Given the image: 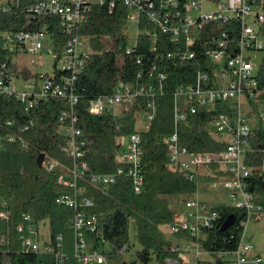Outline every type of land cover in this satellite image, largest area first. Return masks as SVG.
<instances>
[{
    "label": "trees",
    "instance_id": "trees-1",
    "mask_svg": "<svg viewBox=\"0 0 264 264\" xmlns=\"http://www.w3.org/2000/svg\"><path fill=\"white\" fill-rule=\"evenodd\" d=\"M39 1L42 0H0V7L2 4L6 6L5 11L0 8V30L33 31L47 23L53 39V51L57 54L56 62L66 37L56 27V18L39 20L30 16L28 9ZM257 5L264 13V0H257ZM126 17L127 10L119 1L112 12L105 6L93 3L86 20L79 26L77 33L89 38L90 53L75 83L78 103L74 106L73 114L77 118L75 128L82 132V137L88 142L82 148L89 173L116 172L119 167L120 138L140 134L144 188L140 194H135L131 180L125 175L119 176L114 184L104 190L91 186L85 179L78 180L77 185L85 186L86 196L93 200L94 206L87 212L96 216V234H102L113 252L128 247V227L133 221L140 247L137 257L142 263L147 264L154 257L157 264H166V260L183 264L180 253L172 250L170 242L159 229L162 225H172L178 219L167 197L192 195L197 192L198 182H214L230 176L219 166L209 165L206 169L201 168L206 170L204 174H199L195 181L190 182L181 171L169 168L166 137L175 129L174 93L179 87L192 85L198 72L214 69L205 54L209 46H214L206 43V31L214 35L227 31V39L233 47L237 42L239 25L236 22L223 26L206 25L195 57L179 61L161 58L162 54L177 51L174 41L168 35L157 34L153 42L144 33L146 30L153 31V26H147L144 20L139 23L141 34L135 52L125 55L128 46L124 32ZM153 43L156 51L151 50ZM138 57L141 63H137ZM5 58L6 52L0 45V60ZM152 64L156 66L154 75L161 71L166 73L161 88L147 76L141 80L145 86L153 84L152 96L147 93L137 97L129 110L121 114L91 115L88 112L91 99L111 93L117 82L135 85L137 73ZM15 71L25 79L32 76L26 70ZM257 79L259 85L264 87V62L259 67ZM149 100L154 103V118L147 129L139 131L137 116L146 111ZM68 110L69 105L63 99L50 98L34 109L25 110L14 96L0 95V201L6 203L9 212L8 222L0 226V264L5 261L9 264H54L50 256L25 254L19 250L16 227L21 223L23 213L32 214L37 224L47 226L51 239L61 234L63 253L68 257L65 264H77L71 258L74 235L67 227L73 211L54 203L55 196L63 189L57 184V178L64 172L63 167H71L73 163L70 138L63 132L70 122L68 119L59 121L61 112ZM221 113H231L226 103H217L210 111L198 109L196 114L188 112L186 119L176 124L179 144L191 152L224 150L225 145L217 142L208 132L210 122ZM7 122L12 125L8 126ZM7 137H12L13 141L8 142ZM23 143L27 145L26 149L22 148ZM263 146V129H254L244 157L246 166L252 172L261 162ZM50 161L56 163L52 169L45 165ZM250 182L247 191L252 196L253 204L260 206L253 218L264 219V183L255 176L251 177ZM215 209L219 217L214 227L204 231V238L199 241L202 251L211 259H198L195 264H230L229 257L224 253L233 251L243 234L240 223L247 220L245 210L229 205ZM232 214L235 216L234 224L226 231H220L223 221ZM96 234L92 237H97Z\"/></svg>",
    "mask_w": 264,
    "mask_h": 264
},
{
    "label": "built area",
    "instance_id": "built-area-1",
    "mask_svg": "<svg viewBox=\"0 0 264 264\" xmlns=\"http://www.w3.org/2000/svg\"><path fill=\"white\" fill-rule=\"evenodd\" d=\"M118 1L127 10L124 32L128 38V46L125 55H132L136 50L138 36L141 34V20H144L147 26H153V31L144 32L153 42L157 34L168 35L174 41L177 51L162 54L161 58L179 61L195 57L206 25L223 26L231 22L239 25L237 42L233 47L227 39V31L218 35L206 31V43L214 46H209L205 54L214 69L198 72L192 85L179 87L174 93L175 129L166 137V147L169 168L181 171L190 182L196 180L201 168L209 165H217L229 174V178L220 180L221 186L228 192L231 201L229 206L245 210L247 220L240 223L243 234L237 247L224 254L229 257L230 264H263L261 255L245 240V223L260 210V206L253 204L252 196L247 191L250 179L255 176L264 183V146L261 148V162L255 172L244 162L252 131L263 129L264 140V87L259 85L257 79L260 66L252 62L253 55L264 52V13L257 5V0H42L30 7L28 13L39 20L56 18V27L66 37L62 53L56 62L57 54L53 51V39L49 31L50 25L47 23L33 31L0 30V45L6 52V58L0 60V95L14 96L25 110L34 109L50 98L63 99L69 105L68 111L61 112L59 121L68 119L70 122L65 134L70 138L73 163L71 167H63L64 172L57 178V184L64 190L61 189L57 193L54 203L73 211L67 222V227L74 235L71 258L77 264H106V258L100 248L108 244L102 234H96L97 218L87 212L94 206V202L86 196L85 186L77 185L78 180L85 179L91 186L104 190L114 184L119 176L125 175L131 180L135 194H140L144 188L140 134L126 136L127 142L120 145L119 167L116 172L89 173L88 164L84 160L85 150L82 148L88 142L82 137V132L75 128L77 118L73 114L74 106L78 103L75 83L90 53L89 38L79 35L77 30L86 20L93 3L105 6L112 12ZM0 8L5 11V4ZM132 26L135 27L136 34L131 40L127 28ZM45 43L50 47L54 71L35 73L26 79L19 76L15 71L17 63L13 62V58L23 54L40 56ZM151 50L156 51L154 43ZM137 63H141L140 57ZM155 67L152 64L140 70L136 75L135 85L117 82L111 93L91 99L88 112L91 115H116L117 107L130 106L137 97L147 93L152 96L153 84L148 83L145 86L141 80L147 76L161 88L166 73L161 71L154 75ZM217 103H226L231 113L215 116L208 126V132L217 142L224 144L225 149L219 152H191L181 146L176 124L184 121L188 112L196 114L198 109L210 111ZM154 113V103L149 100L146 111L140 116L145 129L151 125ZM6 124L12 125L11 122ZM6 140L12 142L13 138L7 137ZM22 148L26 149L27 145L23 143ZM45 165L52 169L56 163L50 161ZM183 206L185 210L181 218L169 227L173 234L182 236L184 241L187 240L186 248H197L200 246L199 241L204 238V231L214 227L219 214L215 207L195 198L185 199ZM8 220L7 205L0 201V226ZM41 227L43 226L36 223L32 214L21 215V223L16 227L19 250L25 254L50 256L54 259V264H65L68 257L63 253V236L59 234L51 239L49 233V239L41 241ZM93 234L97 237H92ZM172 250L179 252L177 249ZM115 251L117 254H124L128 247ZM195 255L196 261L200 251L195 250ZM170 261L172 260H166V264H171Z\"/></svg>",
    "mask_w": 264,
    "mask_h": 264
},
{
    "label": "rangeland",
    "instance_id": "rangeland-1",
    "mask_svg": "<svg viewBox=\"0 0 264 264\" xmlns=\"http://www.w3.org/2000/svg\"><path fill=\"white\" fill-rule=\"evenodd\" d=\"M129 26L132 24H128ZM127 31L129 33L130 39H134L136 34V29L134 26L128 27ZM13 62L17 63V70H26L29 74L33 75L35 73H50L54 71L53 63L54 60L50 54V47L45 43L44 48L41 51L40 56L23 54L13 58ZM253 64L256 66H261L264 62V52H259L253 55ZM129 106L126 107H117L115 109L116 114H121L127 112ZM137 129L139 131L145 130L142 126L141 118L137 116ZM64 133L67 132L63 131ZM127 142V138L123 137L119 140V145H124ZM206 169V168H204ZM206 170H199V174H204ZM198 174V175H199ZM187 198H195L200 202L206 203L213 207H219L221 205H230L231 201L228 197V192L221 186L220 179L214 182H198L197 183V192L192 195H173L168 196L167 200L169 202L170 208L173 210L175 216L180 219L183 211L185 210L183 206V200ZM245 240L250 242L253 246L254 251L261 255L264 264V219L251 218L245 223ZM163 236L170 242L173 249H177L182 257L183 264H194L196 259L195 250L200 251L199 260H209L211 259L207 254L202 251L201 246L197 248H186L188 245L185 243L187 240L181 239L178 235H175L171 232L168 225H162L159 227ZM41 241L49 239V231L47 226L41 227ZM128 251L124 254H117L116 251L113 252V248L104 244L100 250L103 251L106 258V264H144L138 257L137 252L140 250L139 244L137 242V230L136 225L133 221H130L128 227ZM178 244L179 246H177ZM100 251V252H101ZM171 264H176L175 261H170ZM147 264H157L154 257Z\"/></svg>",
    "mask_w": 264,
    "mask_h": 264
},
{
    "label": "water",
    "instance_id": "water-1",
    "mask_svg": "<svg viewBox=\"0 0 264 264\" xmlns=\"http://www.w3.org/2000/svg\"><path fill=\"white\" fill-rule=\"evenodd\" d=\"M42 159L39 160V163L41 164ZM235 221V216L229 215L222 223L221 227H220V231L224 232L226 231L229 227H231L234 224Z\"/></svg>",
    "mask_w": 264,
    "mask_h": 264
},
{
    "label": "crops",
    "instance_id": "crops-1",
    "mask_svg": "<svg viewBox=\"0 0 264 264\" xmlns=\"http://www.w3.org/2000/svg\"><path fill=\"white\" fill-rule=\"evenodd\" d=\"M181 238V237H180ZM182 239V238H181ZM177 246H179L178 244H176Z\"/></svg>",
    "mask_w": 264,
    "mask_h": 264
}]
</instances>
